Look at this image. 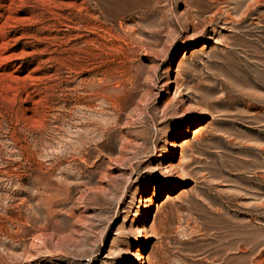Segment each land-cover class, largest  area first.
Segmentation results:
<instances>
[{
	"label": "rangeland",
	"instance_id": "374dc122",
	"mask_svg": "<svg viewBox=\"0 0 264 264\" xmlns=\"http://www.w3.org/2000/svg\"><path fill=\"white\" fill-rule=\"evenodd\" d=\"M0 264H264V0H0Z\"/></svg>",
	"mask_w": 264,
	"mask_h": 264
},
{
	"label": "bare ground",
	"instance_id": "6f19581e",
	"mask_svg": "<svg viewBox=\"0 0 264 264\" xmlns=\"http://www.w3.org/2000/svg\"><path fill=\"white\" fill-rule=\"evenodd\" d=\"M2 60V59H1ZM3 76V75H2ZM13 77V76H12ZM20 80H24V79H20ZM36 101V100H35ZM34 102V101H33ZM38 105V104H37ZM30 108V107H29ZM18 116V115H17Z\"/></svg>",
	"mask_w": 264,
	"mask_h": 264
}]
</instances>
